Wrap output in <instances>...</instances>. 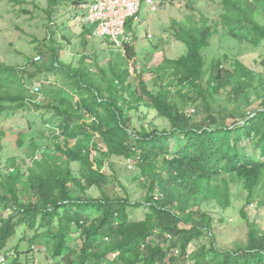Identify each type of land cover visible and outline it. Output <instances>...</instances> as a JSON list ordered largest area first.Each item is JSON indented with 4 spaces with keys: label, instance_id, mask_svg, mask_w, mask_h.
I'll return each instance as SVG.
<instances>
[{
    "label": "trees",
    "instance_id": "obj_1",
    "mask_svg": "<svg viewBox=\"0 0 264 264\" xmlns=\"http://www.w3.org/2000/svg\"><path fill=\"white\" fill-rule=\"evenodd\" d=\"M195 3L186 0L184 7L192 10ZM220 5L212 25L201 14L172 23L173 40L184 45L185 54L165 59L158 71L149 68L150 77L136 60L132 40L99 66L87 40L93 29L86 23L70 61L60 60L61 46L50 40L48 64L0 62V118L23 116L29 129L35 117L45 128L16 136L20 148L30 137L27 169L19 168L24 162L16 157L1 161L0 264L19 228L22 241L31 243L27 252L36 247L25 230L35 237L42 230L49 248L40 251L56 264H264V232L256 224L249 225L243 245L227 249L217 244L211 216L200 211L210 200L228 208V178L242 184L248 205L258 201L264 185V96L263 86H257L264 77L221 46L264 44V0ZM52 12L46 14L54 34ZM213 40L220 47L214 48ZM35 84L42 102L31 94ZM177 98L198 109L201 121L194 119L196 109L187 114ZM227 113L235 119L231 124ZM149 115L168 127L133 125L134 116L144 121ZM87 118L93 121L86 123ZM88 132L99 141L86 144ZM130 161L140 175L136 183L145 188L139 200L115 170L117 162L127 168ZM73 164H79L77 171ZM139 209L145 210L142 219L131 220ZM17 249L14 262L22 254Z\"/></svg>",
    "mask_w": 264,
    "mask_h": 264
},
{
    "label": "rangeland",
    "instance_id": "obj_2",
    "mask_svg": "<svg viewBox=\"0 0 264 264\" xmlns=\"http://www.w3.org/2000/svg\"><path fill=\"white\" fill-rule=\"evenodd\" d=\"M20 5L17 3H10L8 1L0 2V62L12 66L23 67L30 59H34L36 64L41 65L43 63L48 64L50 62L47 54V46L50 40L56 41L61 46L60 60L67 62L76 56L71 54L72 51H76V45L80 40L78 35L82 26V18L86 14V9L82 3H89L93 0H55L51 6V0H19ZM85 1V2H84ZM157 9L152 11L151 7L146 4H142L141 9L130 25L129 36L132 38V43L136 51V60L139 64L147 67L146 76L150 77L149 68L151 70L164 66L165 59L175 60L185 54V47L179 42L173 40L174 27L172 23L182 21L187 17L203 15L210 24L218 22L221 14V0H196V3L192 7V10H187L184 6L186 0H155ZM91 4V3H90ZM53 11V20L55 21L53 28L54 34L49 30V20L46 11ZM197 19V18H196ZM128 32V31H125ZM71 43V47L68 44V40ZM90 44H94V49L98 53L97 64L103 66L106 63V59L110 58L111 52L118 51L107 42L105 39H98L96 37H87ZM89 44V45H90ZM41 45L40 48L37 46ZM57 45V44H56ZM214 48L220 47L216 44V40L212 41ZM222 49H228L229 51L236 53L238 58L254 71L261 73L264 77V44L257 49H253L246 45H236L231 41L223 43ZM71 49V50H69ZM87 50H90L87 47ZM43 54H39V53ZM47 53V54H46ZM216 53V52H215ZM223 51H219L218 54H222ZM46 54V55H45ZM45 55V56H44ZM40 56L41 59L35 60ZM209 58V56H208ZM105 60V61H104ZM166 66V65H165ZM164 66V67H165ZM31 70V69H30ZM34 71V69H32ZM50 80V79H49ZM47 84L48 82H41ZM264 81L257 82V86L261 89L264 96ZM38 85L35 84L34 87ZM173 90V88H171ZM34 96L37 97V101L42 102L43 96H39L40 92L36 94L34 88L32 89ZM179 107L185 109L186 113L191 115L194 108L185 106V103L176 99ZM253 108H258L254 106ZM198 114V109H196ZM230 113L225 115L226 122L231 124L235 119H231ZM202 118L201 114L194 115V119L200 122ZM35 121V122H34ZM92 118H87L86 123L92 122ZM32 127L26 128V120L21 117H5L0 118V133L4 132L0 136V165L1 161H5L9 158H18L23 160L20 162L19 168L23 171L30 165L28 164L31 154L25 149L29 144V139L24 144V147L20 148L16 144V136L20 132H24L26 135H33L35 133L44 131V125L40 119L35 117L30 118ZM142 122L147 125L168 127V122L164 119L149 115L144 121L133 117L132 123L134 126H139ZM30 126V125H29ZM50 136V134H48ZM37 141L39 138L37 135L32 136ZM97 135L94 136L92 132H88L85 138V143L89 146L99 141ZM45 143V142H44ZM35 160H40L39 152L34 157ZM127 168L124 162H117L115 170L122 179V181L128 186L130 191H133V199L139 200L145 194L144 186L140 183H136L135 179L140 178L138 171H134V163H131ZM131 166V167H130ZM0 168H4L1 166ZM72 168L77 171L79 164H73ZM130 168L128 171L127 169ZM142 182V181H140ZM223 185L222 182H213ZM227 189L230 193V201L227 209H224L214 200L205 201L200 206V211L204 214L211 216L213 233L216 236V241L219 246L227 249H233L237 245H243L247 240L249 232V225L254 223L264 232V185L260 187L258 192V201H254L251 205L246 202L247 194L244 191L240 182L234 181L233 178L227 179ZM145 210L139 209L135 211L131 220H140L143 217ZM244 214V215H243ZM25 230V239L35 244V249L31 252H27L31 243L22 241V233L24 229H18L16 234L9 240L2 256L5 259V264H56V261H48L45 259L44 254L40 250L49 248L43 243L45 238L43 237L42 230H38V235L35 237L34 232ZM54 232V231H52ZM76 247H80V240L74 237ZM20 248H19V244ZM18 247V251L22 252L19 255L18 261L14 262V249ZM178 252V251H177Z\"/></svg>",
    "mask_w": 264,
    "mask_h": 264
},
{
    "label": "built area",
    "instance_id": "obj_3",
    "mask_svg": "<svg viewBox=\"0 0 264 264\" xmlns=\"http://www.w3.org/2000/svg\"><path fill=\"white\" fill-rule=\"evenodd\" d=\"M142 4L149 5L151 10L156 8L155 0H93L84 6L86 15L81 22L93 27L94 36L108 40L115 49L123 51L131 40L125 32V22L135 18ZM38 59L39 56L35 58ZM34 92L39 93L38 85ZM175 253L177 255V251Z\"/></svg>",
    "mask_w": 264,
    "mask_h": 264
},
{
    "label": "clouds",
    "instance_id": "obj_4",
    "mask_svg": "<svg viewBox=\"0 0 264 264\" xmlns=\"http://www.w3.org/2000/svg\"><path fill=\"white\" fill-rule=\"evenodd\" d=\"M162 2H163V0H161V2L159 3V6L161 5ZM82 5H83V7H84V6H87V5H89V4H85V3H84V4H82ZM157 5H158V4H156V8H155V10L157 9ZM85 9H86V8H85ZM152 11H154V10H152ZM85 15H86V14H85ZM85 15H84V16H85ZM137 15H138V14H137ZM137 15L135 16V18L137 17ZM83 18H84V17H83ZM135 18H133V19H129V20H132V21H133V20H135ZM129 20H127V21L125 22V31H127V29H126V23H127ZM88 26H89V25H88ZM90 27H92V26H90ZM92 29H93V27H92ZM126 33H127L128 36H129V32H126ZM93 35H94V34H93ZM95 37H96V36H95ZM129 37H130V39L132 40L131 36H129ZM105 40H106V39H105ZM131 40H130V41H131ZM106 41L109 42L108 40H106ZM109 43H110V42H109ZM110 44H111V43H110ZM112 46H113V45H112ZM113 47H114V46H113ZM114 48H115V47H114ZM116 50H117V49H116ZM0 259H1V257H0Z\"/></svg>",
    "mask_w": 264,
    "mask_h": 264
},
{
    "label": "crops",
    "instance_id": "obj_5",
    "mask_svg": "<svg viewBox=\"0 0 264 264\" xmlns=\"http://www.w3.org/2000/svg\"><path fill=\"white\" fill-rule=\"evenodd\" d=\"M85 2V1H84ZM93 2V1H92ZM92 2H89V3H85V4H90V3H92ZM82 4H84V3H82Z\"/></svg>",
    "mask_w": 264,
    "mask_h": 264
}]
</instances>
